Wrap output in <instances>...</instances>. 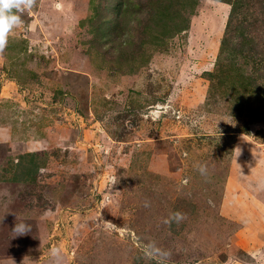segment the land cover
<instances>
[{
	"label": "rangeland",
	"instance_id": "rangeland-1",
	"mask_svg": "<svg viewBox=\"0 0 264 264\" xmlns=\"http://www.w3.org/2000/svg\"><path fill=\"white\" fill-rule=\"evenodd\" d=\"M261 182L264 0H35L0 51V264H264Z\"/></svg>",
	"mask_w": 264,
	"mask_h": 264
},
{
	"label": "clouds",
	"instance_id": "clouds-1",
	"mask_svg": "<svg viewBox=\"0 0 264 264\" xmlns=\"http://www.w3.org/2000/svg\"><path fill=\"white\" fill-rule=\"evenodd\" d=\"M35 3V0H0V51H3L7 44L10 34L14 29L22 24V15L30 10ZM199 174L205 178L208 175L206 165H197ZM264 184V182H261ZM145 207L149 206V202L145 201ZM183 213L174 212L170 214V218L166 219L165 223L179 224L184 220ZM31 231V226L25 221L16 222L12 232L17 235H25ZM50 254L57 260L60 257V249L58 247L50 248ZM165 255H167L165 253Z\"/></svg>",
	"mask_w": 264,
	"mask_h": 264
},
{
	"label": "trees",
	"instance_id": "trees-1",
	"mask_svg": "<svg viewBox=\"0 0 264 264\" xmlns=\"http://www.w3.org/2000/svg\"><path fill=\"white\" fill-rule=\"evenodd\" d=\"M19 171L22 172V173L24 172V173H23V175H25L24 180H26V179L29 177V176L27 175V172L22 170V166L19 168ZM31 178H32V176L29 177V179H31Z\"/></svg>",
	"mask_w": 264,
	"mask_h": 264
}]
</instances>
